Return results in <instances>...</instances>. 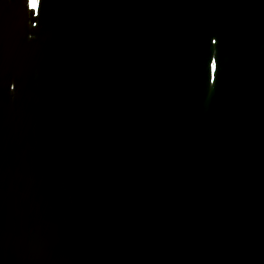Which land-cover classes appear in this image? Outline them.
<instances>
[{"label": "water", "instance_id": "1", "mask_svg": "<svg viewBox=\"0 0 264 264\" xmlns=\"http://www.w3.org/2000/svg\"><path fill=\"white\" fill-rule=\"evenodd\" d=\"M0 0V264H264V0Z\"/></svg>", "mask_w": 264, "mask_h": 264}, {"label": "snow or ice", "instance_id": "2", "mask_svg": "<svg viewBox=\"0 0 264 264\" xmlns=\"http://www.w3.org/2000/svg\"><path fill=\"white\" fill-rule=\"evenodd\" d=\"M32 7H33V8L36 7V0H33V2H32Z\"/></svg>", "mask_w": 264, "mask_h": 264}]
</instances>
